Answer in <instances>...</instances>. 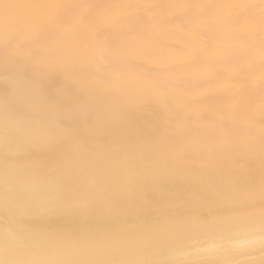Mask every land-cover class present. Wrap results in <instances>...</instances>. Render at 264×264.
<instances>
[{"label":"bare ground","instance_id":"bare-ground-1","mask_svg":"<svg viewBox=\"0 0 264 264\" xmlns=\"http://www.w3.org/2000/svg\"><path fill=\"white\" fill-rule=\"evenodd\" d=\"M0 264H264V0H0Z\"/></svg>","mask_w":264,"mask_h":264}]
</instances>
